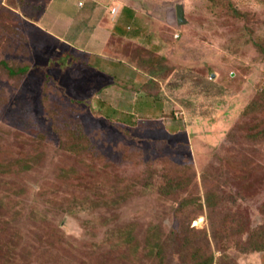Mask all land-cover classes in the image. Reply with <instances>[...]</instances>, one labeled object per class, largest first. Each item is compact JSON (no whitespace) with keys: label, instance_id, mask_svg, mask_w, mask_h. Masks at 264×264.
I'll return each instance as SVG.
<instances>
[{"label":"rangeland","instance_id":"374dc122","mask_svg":"<svg viewBox=\"0 0 264 264\" xmlns=\"http://www.w3.org/2000/svg\"><path fill=\"white\" fill-rule=\"evenodd\" d=\"M216 1L169 0L87 48L0 0V61L26 69L0 67V264H264V0ZM71 123L94 155L67 152Z\"/></svg>","mask_w":264,"mask_h":264},{"label":"crops","instance_id":"0c3cea01","mask_svg":"<svg viewBox=\"0 0 264 264\" xmlns=\"http://www.w3.org/2000/svg\"><path fill=\"white\" fill-rule=\"evenodd\" d=\"M4 1L7 0H2V2ZM14 1L15 6H17L15 8H18L14 9V11L19 15L21 14L25 26H35L37 21L50 22L51 26L48 27L61 30V33L65 35L64 37H58L60 41L68 45L86 44L87 48L97 44L96 41L102 36V31L105 33L112 32L118 37H123V32H125L123 26L126 22H133L139 17H141L144 23L149 22L146 17H143V11L150 13L160 10L163 13H168L170 7H173L176 3L169 2V0H161L159 3L155 1V3L153 0H148L145 4L148 8L146 9L144 5L136 7L133 0H109L108 3L105 0H86V3H79L78 6L81 10L71 11V7L74 6V0ZM113 8L117 9L115 15L111 14V9ZM143 8L145 9L143 10ZM48 14L52 16L51 19L48 17ZM42 15L47 16V19ZM107 19L109 21L106 22ZM82 39L85 41H82ZM101 44V52L107 56H112L106 42L103 41ZM84 53L92 55V52L89 50ZM103 54L97 55L101 57L104 56ZM107 56H104V58H108Z\"/></svg>","mask_w":264,"mask_h":264},{"label":"trees","instance_id":"16d2710c","mask_svg":"<svg viewBox=\"0 0 264 264\" xmlns=\"http://www.w3.org/2000/svg\"><path fill=\"white\" fill-rule=\"evenodd\" d=\"M210 5H211V8H210L211 10L218 8V2L216 0H210ZM13 12H14V10H13ZM236 13L239 14L238 11H236ZM256 46L264 54V47L262 46V44L257 43ZM0 67L5 68L6 71H8L12 75H16V74H19L22 72L24 73V71L26 70L23 67L14 69V68L10 67L8 65V63L5 61H0ZM260 96L264 100V90L260 94ZM257 104H258L257 101H254L251 105H249L247 107L245 113L250 115L251 111L252 110L254 111ZM71 125H73V127H71ZM71 125L66 126V128L64 129L65 134H62V136H64L68 140H71L72 143L77 142V145L76 146L70 145L67 152L72 153L77 157L82 155V154H85V155L88 154L90 156L94 155L92 152H88V151L92 150V147H90V145L92 146V143L91 142L89 143L88 137L85 135L81 126H79V125L75 126L72 123H71ZM252 139H253V143L262 144L261 141L264 139V131L260 130L257 133H254L252 136ZM166 174H168V172ZM168 175H170V174H168ZM169 184H170V186H169L170 188L175 187V185L173 184L172 181H170ZM207 199L209 201L211 200V198L209 196L207 197ZM209 206H211L210 203H209ZM260 226H263V225H260ZM253 232H255V231H253ZM259 235L261 236V239L259 242L256 241V234H252V236H251L252 240L254 239V241L257 242L256 244H254L253 249L258 250V251H263L264 250V228L259 229ZM138 241H139V238L132 231H130L128 233L121 235V242L120 243L122 246H129V247H126V251L128 254H130V251L132 250V248L135 249L136 251H139L140 248L137 247ZM144 242H145L144 250L148 252L151 259L159 258V257L161 258L160 255L164 253L165 244L163 243L162 238L156 229L151 228L148 231L147 235L144 237ZM201 264H207V263H201Z\"/></svg>","mask_w":264,"mask_h":264},{"label":"water","instance_id":"95a60500","mask_svg":"<svg viewBox=\"0 0 264 264\" xmlns=\"http://www.w3.org/2000/svg\"><path fill=\"white\" fill-rule=\"evenodd\" d=\"M176 15H177V21L179 25H183L186 22L185 19V12H184V6L181 4H178L176 6Z\"/></svg>","mask_w":264,"mask_h":264},{"label":"built area","instance_id":"2783aa9c","mask_svg":"<svg viewBox=\"0 0 264 264\" xmlns=\"http://www.w3.org/2000/svg\"><path fill=\"white\" fill-rule=\"evenodd\" d=\"M117 13V9L116 8H113V9H111V14H116Z\"/></svg>","mask_w":264,"mask_h":264}]
</instances>
